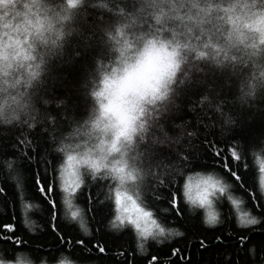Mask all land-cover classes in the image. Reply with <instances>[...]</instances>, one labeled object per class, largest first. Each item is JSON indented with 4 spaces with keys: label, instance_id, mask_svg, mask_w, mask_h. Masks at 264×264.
Listing matches in <instances>:
<instances>
[{
    "label": "clouds",
    "instance_id": "1",
    "mask_svg": "<svg viewBox=\"0 0 264 264\" xmlns=\"http://www.w3.org/2000/svg\"><path fill=\"white\" fill-rule=\"evenodd\" d=\"M68 58L81 69L78 104L52 95L53 68ZM185 98L221 128L264 108V0H0V130L46 134L62 215L64 182L79 185L71 199L82 213L88 185L103 189L113 216L117 192L147 207L148 185L161 179L153 157L174 150L162 122ZM246 155L258 175L264 138ZM186 167L180 158L163 169L181 195ZM110 221L145 243L131 225ZM20 251L28 264H76Z\"/></svg>",
    "mask_w": 264,
    "mask_h": 264
},
{
    "label": "trees",
    "instance_id": "2",
    "mask_svg": "<svg viewBox=\"0 0 264 264\" xmlns=\"http://www.w3.org/2000/svg\"><path fill=\"white\" fill-rule=\"evenodd\" d=\"M78 65L79 61L72 63L68 58L53 68L54 98L70 96L78 104L79 98L73 92L81 72ZM191 103L190 99L185 98L184 109L162 122V138L167 137L174 150H161L159 153L161 179L165 185L160 186L159 180L151 181L145 193L146 209L153 213L157 223L165 229L181 231L183 235L158 238L163 241L161 243L149 238L144 243V253L138 250L131 230L109 229L108 222L114 216L104 202L101 195L103 189L99 186L88 185L80 192L79 203L84 208L81 215L88 234L80 229L78 222H65L66 208L64 214L60 212L59 219L52 222L46 203L52 193L39 191L43 183H35L36 178L46 180L57 192L53 179L56 161L54 154L48 152L46 134H41L37 129L25 138L21 135V129L0 130V188L6 190V195L0 196V225L13 226L12 232L0 227V263L11 264L14 255L15 264L17 261L28 264L27 252L20 251L28 250L34 255L47 257L57 253L67 254L61 258L73 259L76 264H137L140 260L147 264L145 256L150 258L151 255L157 256L158 264H229V261L232 264H264V246L261 244L264 233L237 228L236 208L228 199L229 196L237 199L241 202L240 208L253 215L264 212V208L260 207L264 204V186L261 183L264 172L260 170L257 175L246 155L251 146L264 138V108L240 111L235 125L221 128L211 113L205 115L198 108L187 106ZM229 148L237 152L238 160L231 157ZM37 151L47 156L39 167ZM177 151L186 161V176H212L226 185L225 192L217 197V205L213 206L214 211L223 213L222 221L215 227L204 226L200 212L191 213L181 194L177 199V208L173 209L168 204L167 194L179 188L180 182L169 183L163 169L177 160L173 158ZM29 153L36 159H31ZM6 161L14 162L20 189L17 188V179L10 177ZM229 161L231 169L222 167V162L227 164ZM231 172L241 175L242 180H236L230 175ZM157 194L161 195L160 199L155 198ZM21 196L25 203L32 205L26 214L21 207ZM52 198L60 208L59 199ZM164 208L169 210L163 211ZM177 211L180 214L177 215ZM53 223L59 235L52 231ZM239 231H245L250 238L247 247L252 249L251 252L241 250L236 243L240 239L237 235ZM77 237L86 243L75 244ZM97 242L105 245L104 253L93 248ZM173 249H176L175 255L172 254Z\"/></svg>",
    "mask_w": 264,
    "mask_h": 264
},
{
    "label": "snow or ice",
    "instance_id": "3",
    "mask_svg": "<svg viewBox=\"0 0 264 264\" xmlns=\"http://www.w3.org/2000/svg\"><path fill=\"white\" fill-rule=\"evenodd\" d=\"M191 136L192 133H189ZM168 138L165 137L164 141H167ZM229 152L231 157L234 160H238L240 157L237 155V152L235 150H232L229 148ZM29 157L33 160L36 159V157H32L31 153L28 154ZM185 157L187 156V153L184 154ZM217 155H219V152H217ZM37 156H40V159L37 160V167H39L40 163H43L47 156L46 154H41L39 151H37ZM174 159H180L181 158V152L177 151L175 154ZM215 158V157H214ZM153 159H156L159 162V156H154ZM50 163V162H49ZM7 169L9 170L10 177L17 179V188H21V184L19 183L18 178V170L14 164L13 161H6L5 162ZM222 167H227L231 169V162L229 161L227 164H224L222 162ZM239 167V165H237ZM261 171L264 172V164H261ZM63 175V172H62ZM230 175L232 177H235L236 180H242V176L238 175L236 172H231ZM36 184L43 183V187L38 189L39 191L43 193H52V197L58 198V194L55 190V187H50L46 180L41 181L39 178H36L35 180ZM170 183V182H169ZM262 186H264V177H262L261 180ZM159 185L164 186L165 181L160 179ZM61 188L63 192L65 193L64 198V205L66 208V216L71 219L73 222H78L79 227L81 230L84 231L85 234H88V229L85 227V224L83 222V218L81 215V210L74 206L72 203L71 196L73 193L76 192L77 188H79V185H75V187L72 186L69 182H64L61 184ZM226 190V185H224L219 179H214L212 176H186L183 177V183H182V198L184 201L188 203L190 206H195L200 209L204 210V223L208 225H217L220 223L219 215L216 211L213 210V202L211 197L217 193L223 194ZM181 194V188H177L175 191L169 192L167 194L168 197V204L171 206V208L175 209L177 208V199ZM6 195V190L4 188H0V196ZM49 197L46 200L48 207V212L51 217V221L55 222L59 219L60 215V208L56 201ZM156 199H160L161 195L157 194L155 196ZM228 199L231 201L232 205L236 208V225L237 228L248 230V231H259L261 233H264V212H262L259 215H253L249 213L248 211H244L240 208L241 202L237 199L233 198L232 196H229ZM15 203V201H14ZM20 203L23 212L26 214L28 209L32 207V205L27 204L24 202L23 196L20 198ZM261 208H264V204L260 205ZM163 211H168V208L162 209ZM177 215L180 214L179 211L176 213ZM117 222H119L120 225H124L125 223L131 225L138 235L144 237L145 241L148 240L149 237L152 239L157 240L158 243L163 242L162 240L158 238H164L167 239L171 235H175L177 237L182 236L179 231H174L172 229H165L164 227H161L159 223H157V220L153 218V213L146 209V207H142L140 204L136 202V200L132 198H128L125 200L121 193L117 192L115 196V215L114 219L110 221L111 226L115 228L117 226ZM0 227H3L6 231L12 232L13 226L11 224H2ZM52 231L56 232L57 235H59V232H57L56 226L53 223ZM237 235L240 237V239L236 242L240 249L243 251L251 252L252 249L247 247V244L250 243V238L245 234V231H239L237 232ZM219 239V237H217ZM86 243L83 239L77 237L75 238V244L81 245ZM90 243V241H88ZM262 246H264V240L261 242ZM201 246H203V241H201ZM137 247L139 250L144 253V244H138ZM93 248L97 250L99 253H104L106 251L105 245L100 244L97 242L95 245H93ZM173 255L176 254V249H173L172 252ZM145 259H147V264H158L157 256L151 255L150 258L145 256ZM17 264H20L19 261H17ZM137 264H144V260H140L137 262ZM229 264H232L231 261H229Z\"/></svg>",
    "mask_w": 264,
    "mask_h": 264
},
{
    "label": "rangeland",
    "instance_id": "4",
    "mask_svg": "<svg viewBox=\"0 0 264 264\" xmlns=\"http://www.w3.org/2000/svg\"><path fill=\"white\" fill-rule=\"evenodd\" d=\"M218 196H220V194H218L217 196H216V194L215 195H213L212 197H211V199H214V202H213V200H212V202H213V206H216L217 205V203H218V200H217V197ZM214 208V207H213ZM0 264H2V263H0Z\"/></svg>",
    "mask_w": 264,
    "mask_h": 264
}]
</instances>
